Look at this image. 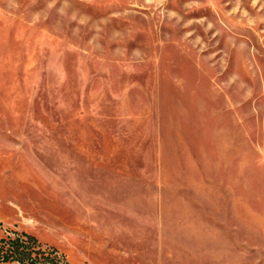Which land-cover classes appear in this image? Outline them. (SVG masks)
Listing matches in <instances>:
<instances>
[{"label":"rangeland","instance_id":"obj_1","mask_svg":"<svg viewBox=\"0 0 264 264\" xmlns=\"http://www.w3.org/2000/svg\"><path fill=\"white\" fill-rule=\"evenodd\" d=\"M21 234L45 264H264V0H0Z\"/></svg>","mask_w":264,"mask_h":264},{"label":"trees","instance_id":"obj_2","mask_svg":"<svg viewBox=\"0 0 264 264\" xmlns=\"http://www.w3.org/2000/svg\"><path fill=\"white\" fill-rule=\"evenodd\" d=\"M43 251L35 237L28 234L15 238L0 239V260L2 262L17 261L18 264H45L39 259Z\"/></svg>","mask_w":264,"mask_h":264}]
</instances>
